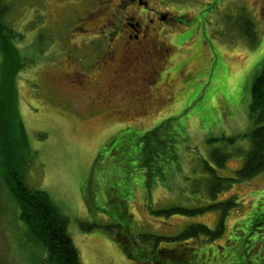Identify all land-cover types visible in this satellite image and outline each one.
<instances>
[{
	"label": "rangeland",
	"instance_id": "obj_1",
	"mask_svg": "<svg viewBox=\"0 0 264 264\" xmlns=\"http://www.w3.org/2000/svg\"><path fill=\"white\" fill-rule=\"evenodd\" d=\"M4 1L9 7L7 20L19 33L17 44L25 57L17 87L26 132L17 135L8 126L3 130L0 119V135L19 139L25 147L16 170L25 165L27 184L50 193L69 217V232L82 264H140L127 258L115 237L113 225H127L121 218L122 200L130 205L133 234L173 236L193 223L215 229L221 210L184 215L153 210L203 208L234 196L238 205L226 218L224 235L207 241L201 253L225 245L235 224L264 197V172L233 182L215 197L208 190L211 173L203 161L221 176H235L251 147L248 138H241L227 148V166L218 168L207 140L253 127L249 116L252 84L264 68V0H151L145 7L150 13L167 8L174 15L173 21L163 24L161 36L169 52L150 84L149 113L141 120L143 126H136L145 131L167 121L159 129V139H171L175 149L168 157L153 154L151 162L141 151L140 156L132 152L120 157L119 138L110 148L105 146L135 117L122 114L125 105L119 104V96L113 107L97 98L99 89L106 93L111 76L97 71L105 66L101 60L108 49L103 45L108 37L105 25L113 18L117 0L109 5L105 0ZM244 9L256 22V44L239 32ZM176 15L186 20L181 22ZM71 65L93 77L87 90L65 81ZM126 97L134 101L129 93ZM1 181L0 264H51L44 247L29 239L18 218L20 209ZM228 253L227 249L224 255ZM261 257L263 249L253 260Z\"/></svg>",
	"mask_w": 264,
	"mask_h": 264
},
{
	"label": "trees",
	"instance_id": "obj_2",
	"mask_svg": "<svg viewBox=\"0 0 264 264\" xmlns=\"http://www.w3.org/2000/svg\"><path fill=\"white\" fill-rule=\"evenodd\" d=\"M8 10V4L0 0V119L1 126L4 125L3 130L5 126H8L12 132L20 135V133L25 134L26 131L24 132V124L19 113L17 76L25 68L26 63L17 44L19 33L7 20ZM176 19L181 22L186 20L184 15H178ZM238 29L240 34L253 44L258 43L256 22L246 10L239 18ZM249 112L253 127L248 132L207 140L211 146V158L218 168L227 166L230 157V152L227 151L229 146H233L241 138H248L251 142L244 165L235 176H221L208 161H203L204 169L211 173L208 190L215 197L234 183L251 179L264 172V68L253 81ZM7 119L8 123H6ZM166 122L145 131H141V128L138 129L135 125L123 127L111 140L115 142L119 138L122 141L119 150H116L117 154L121 157V154L129 155L133 152L134 155L140 156L141 151L144 153L146 162H151L150 158L157 152L170 156L175 149L172 140L161 141L158 134L159 129ZM0 142L2 145L0 148L1 184L7 186L17 203L20 209L18 218L25 224L29 239L44 247L51 264H82L80 252L69 232V217L57 207L50 193L43 189L32 188L27 184L25 165H22L23 168L20 171L16 170L22 163L18 161L19 158L25 153V147H21V141L15 138L8 139L4 134L0 135ZM138 144L141 146L140 149ZM237 205L235 197L231 196L203 208L172 206L153 210L158 214L184 215L218 208L221 210V216L215 229L203 223H193L173 236L154 233L135 235L129 227L134 220L130 205L127 200H122L121 218L127 225L114 224L115 237L127 258L140 264H264L262 257L257 261L253 260V256L258 251L264 250L263 196L255 206L251 207L247 216L235 224L232 237L226 241L225 245L221 244L201 253L200 247L207 241L224 235L226 218ZM227 249L229 253L225 256Z\"/></svg>",
	"mask_w": 264,
	"mask_h": 264
},
{
	"label": "flooded vegetation",
	"instance_id": "obj_3",
	"mask_svg": "<svg viewBox=\"0 0 264 264\" xmlns=\"http://www.w3.org/2000/svg\"><path fill=\"white\" fill-rule=\"evenodd\" d=\"M105 1L109 5L112 0ZM150 1L117 0L115 11L111 12L113 18L108 19L105 25L107 41L102 37L105 41L103 45L108 47L107 51L105 48L106 52L101 54L105 66L101 67V71L96 70L98 73H111L107 79L106 93L99 89L97 98L113 107L119 96V104L125 105L124 111L120 109L122 114L132 113V116H135L126 122L127 126L131 127L138 123L143 126L141 120L149 113L151 106L150 84L155 80L157 68L165 54L169 52L161 35L165 30L163 24L173 21L174 15H170L171 11L167 8L150 13L145 9L150 6ZM71 66L73 69L66 73L65 81L73 83L68 84L79 90H87L94 80L93 77L83 69L80 71ZM128 93L129 97H134V101L127 99ZM111 140L105 145L106 148L113 145Z\"/></svg>",
	"mask_w": 264,
	"mask_h": 264
}]
</instances>
